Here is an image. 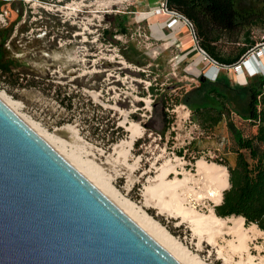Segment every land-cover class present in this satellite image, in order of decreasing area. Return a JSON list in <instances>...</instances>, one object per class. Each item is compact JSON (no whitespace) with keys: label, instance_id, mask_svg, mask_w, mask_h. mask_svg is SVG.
<instances>
[{"label":"rangeland","instance_id":"obj_1","mask_svg":"<svg viewBox=\"0 0 264 264\" xmlns=\"http://www.w3.org/2000/svg\"><path fill=\"white\" fill-rule=\"evenodd\" d=\"M161 2L0 0V90L18 101L20 114L57 136L66 154L162 224L201 264H264V231L257 225L252 232L253 223L242 221L251 235L248 252H232L228 246L235 239L232 229L224 228L213 244L208 230L197 232L195 224L166 205L176 193L171 198H179L184 207L203 215L214 212L218 197L209 190H219L223 177L206 180L197 172L196 160L225 166L235 159L225 120L205 130L190 110L187 115V106L174 103L175 96L197 85V76L206 74L211 64L233 85L246 86L248 75L240 77L234 67L218 65L204 55L185 19L177 16L173 21L159 9ZM233 7L237 28L221 36L216 49L222 54L234 52L247 30L256 42L253 47H263L264 0H233ZM119 22L126 27L124 33ZM104 28L112 35L103 34ZM31 77L34 84L27 81ZM56 85L69 96L71 108L60 104ZM164 111L170 121L159 135ZM233 119L244 135L254 132V125L237 116ZM132 122L140 132L128 147ZM118 142H124L122 156L113 148ZM214 155L225 162L219 163ZM164 168L168 170L159 178L171 181L173 187L178 184L172 181L184 177L191 181L171 187L173 191L171 185H161L163 189L148 192V187L160 183L156 175ZM159 199L166 202L163 207Z\"/></svg>","mask_w":264,"mask_h":264},{"label":"water","instance_id":"obj_2","mask_svg":"<svg viewBox=\"0 0 264 264\" xmlns=\"http://www.w3.org/2000/svg\"><path fill=\"white\" fill-rule=\"evenodd\" d=\"M0 264L182 263L0 99Z\"/></svg>","mask_w":264,"mask_h":264},{"label":"trees","instance_id":"obj_3","mask_svg":"<svg viewBox=\"0 0 264 264\" xmlns=\"http://www.w3.org/2000/svg\"><path fill=\"white\" fill-rule=\"evenodd\" d=\"M149 1L153 3L158 0ZM164 3L168 10L181 14L190 22L198 47L219 65L228 67L237 63L256 43L249 38L247 30L243 44L237 46L234 52L222 54L216 49L215 43L221 36L237 28L233 0H164ZM118 26L120 33L126 31L122 22ZM103 34L112 35V32L104 28ZM237 39L236 35L234 40ZM247 78V85L241 87L231 84L221 71L213 79L199 75L198 84L181 91L179 96H175L174 103L185 104L192 119L205 130H211L222 119L225 120L233 136L235 159L230 164L225 163L228 186L222 190L221 201L213 205L214 213L222 217L240 215L246 223H254L264 231V71ZM27 81L35 83L33 77ZM53 89L60 104L71 108V100L61 92V87L56 85ZM149 91L154 94L152 84L149 85ZM155 100L152 104L154 110ZM163 113L164 127L159 135L164 133L170 121L167 112ZM234 116L254 125V132L244 135L235 125ZM145 125L151 129L150 125ZM138 141L136 139L134 143ZM216 160L219 163L225 162L222 156Z\"/></svg>","mask_w":264,"mask_h":264},{"label":"bare ground","instance_id":"obj_4","mask_svg":"<svg viewBox=\"0 0 264 264\" xmlns=\"http://www.w3.org/2000/svg\"><path fill=\"white\" fill-rule=\"evenodd\" d=\"M260 57L264 58V47H261L259 52H253L252 54H250L248 58L245 59V62L242 65V69H241L242 72L240 71V74H244L245 72H247L248 69L252 70L253 68L254 69L261 68L262 63H260L261 62ZM214 72H215V64H211L209 67H207L206 69L207 76H213ZM0 99H2L33 130H35L42 138H44L49 144H51L60 154H62L82 174H84L103 194H105L112 202H114L120 209H122L132 220H134L142 229H144L152 238H154L160 245H162L168 252H170V254H172V256H174L180 263L182 264H201L200 261L197 259V257L192 255L187 249H185V247L181 245L180 242H178L162 224H160L157 220L151 217L144 210L137 209L131 201L120 196L114 188L98 180L94 176V174L90 172L89 169L82 166L78 161H76L75 158H73L69 154H66L62 148V145H61L62 142L59 140V138H57V136H55L54 134L42 128L43 126L41 127L36 121L20 114L17 111L19 103L16 99L12 98L7 93L1 90H0ZM130 128H131V135H130L131 138L130 140L125 142L127 143L128 147L131 146V144L133 143L135 135H137L140 132L138 125L134 122L131 123ZM122 144H124V142H118L113 147L114 151L119 153L118 156L121 154H124L125 150L122 149ZM196 167H197L196 168L197 172L201 174L204 178H206V180H210L214 182V181L221 180L220 178L223 177L219 190L215 188L214 189L210 188L209 190L211 191L210 194L213 196L214 195L217 196L218 202H220V199L222 196V189L228 186V171L226 167L220 166L216 163H209V162L207 163L203 159L196 160ZM166 170L168 169H165V168L162 169V171L156 175V180L160 179L161 176L166 172ZM188 179L189 178L184 177V179L182 178L180 180H175L172 182L174 183L176 182V185L178 184L180 186V183L185 184V182H187ZM190 181L191 180H188V182ZM170 182L171 181H169V183L167 184L164 180H161L160 183L157 184V186L154 185V186L148 187V192L156 187H160L161 185H169V186L171 185L170 189H172L171 187L173 186H172V183ZM177 186H175L174 184V187H177ZM160 188H162V186ZM157 189L159 190V188ZM166 190L168 191L169 189H166ZM169 191L172 192L173 189L172 191L171 190ZM161 193L163 194L164 192H161ZM173 195H176V193ZM173 195H170V196L172 197ZM171 197H170L171 201L168 198L167 200L170 202L166 201L167 203L165 201L161 202L160 200L161 198L159 199L162 204V207L163 205H165V203L168 206L171 205L174 208V211H176L175 213L182 215L183 218L189 219L188 221H190V223L195 224L194 225L195 227H193L194 230L197 231V230H200L201 228H205L204 233L206 234H207L206 230H208L207 238L213 244L217 242V236H222L224 228L232 229L230 230V232L233 233L235 239H231L228 241L229 249L232 252L247 251L248 245H249L248 241L251 240V235L248 233V229L242 225V221L244 220L242 216L232 215V216L222 217V216H218L213 211H211L210 213L206 215H203L201 213L196 212L193 208L184 207L181 203V200L178 198L179 196H176L178 199H175V196H174L175 200L172 199ZM169 209H170V206H169ZM229 222H231L233 225H228ZM254 227H256V224L253 223V229H249V230L252 232H255ZM200 234H201V231H200ZM248 262L250 263L249 260ZM251 264H254V263H251Z\"/></svg>","mask_w":264,"mask_h":264},{"label":"built area","instance_id":"obj_5","mask_svg":"<svg viewBox=\"0 0 264 264\" xmlns=\"http://www.w3.org/2000/svg\"><path fill=\"white\" fill-rule=\"evenodd\" d=\"M161 4V6L159 7V9L160 10H163V11H167L172 17H173V21H175V18L178 16V17H180L179 15H181V14H179V13H177V12H175V11H173V10H168L166 7H165V3L164 2H161L160 3ZM184 18V17H183ZM185 19V22H186V24L190 27V30H191V24H190V22L186 19V18H184ZM192 31V30H191ZM193 33V32H192ZM264 47V46H263ZM199 48V47H198ZM199 50L204 54V55H206L205 54V52L203 51V50H201L200 48H199ZM259 50H260V48H258V49H255V47H252V48H250L245 54H244V56L237 62V63H235V64H233V65H230V66H232V67H234V70L238 73V74H240V71H241V69H242V65L244 64V62H245V59L246 58H248L249 56H250V54H252L253 52H259ZM263 56V55H262ZM261 63V62H260ZM219 65V64H218ZM221 66H224V65H221ZM242 72V71H241ZM259 72H263V70L261 69V68H258V69H252V70H247V72H245L244 73V75L245 74H247L248 75V77H251V76H253V75H255V74H257V73H259ZM150 102H151V100L148 102V104H150ZM184 105L185 104H183L182 105V107H184ZM186 106V105H185ZM189 114V109H187V115ZM210 156H211V154H210ZM214 157L215 158H219V156L218 155H214Z\"/></svg>","mask_w":264,"mask_h":264},{"label":"crops","instance_id":"obj_6","mask_svg":"<svg viewBox=\"0 0 264 264\" xmlns=\"http://www.w3.org/2000/svg\"><path fill=\"white\" fill-rule=\"evenodd\" d=\"M155 2H156V1H155ZM155 2H153V3H155ZM218 71H219V70H218ZM239 76H241V77H242L243 75H242V74H240Z\"/></svg>","mask_w":264,"mask_h":264}]
</instances>
